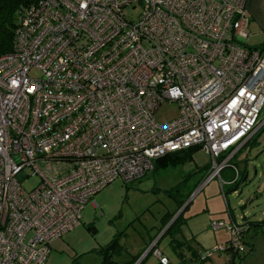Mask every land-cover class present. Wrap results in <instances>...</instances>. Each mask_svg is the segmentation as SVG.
I'll return each mask as SVG.
<instances>
[{
    "label": "built area",
    "instance_id": "1",
    "mask_svg": "<svg viewBox=\"0 0 264 264\" xmlns=\"http://www.w3.org/2000/svg\"><path fill=\"white\" fill-rule=\"evenodd\" d=\"M246 3L40 0L22 11L0 57V264H46L99 192L142 180L168 154L209 155L205 185L232 166L264 127V47L242 43ZM165 102L179 117L160 125ZM212 225L229 240L201 262L246 252L248 223ZM158 243L134 264H171Z\"/></svg>",
    "mask_w": 264,
    "mask_h": 264
},
{
    "label": "rangeland",
    "instance_id": "2",
    "mask_svg": "<svg viewBox=\"0 0 264 264\" xmlns=\"http://www.w3.org/2000/svg\"><path fill=\"white\" fill-rule=\"evenodd\" d=\"M139 13L140 9H136L130 14L136 18ZM31 77L38 79L40 75L33 72ZM178 115V105L165 102L161 104L154 117L158 124L166 125L177 119ZM261 121L264 123V110ZM258 139L264 144V130ZM261 151H254L252 160L248 163L249 183L240 193L239 180L237 195L226 192V198L223 189L220 188L219 178L204 184L210 175L208 167L210 168L211 158L202 151H195L192 161L187 164L166 171L160 168L142 180L131 183L114 181L85 205L80 227L53 243L46 264H101L103 259L101 251L115 239L122 247V252H118L121 254L114 255L117 264L119 261L130 260L131 250L134 254H141L140 258H142L148 250L144 248L143 239L148 238L149 231L151 236L156 234V230L151 228L158 226L168 212L175 214L174 218L182 215L184 219L181 225L182 236L188 239L196 238V246L201 249L212 246L215 237L219 243L224 240L223 244H225L230 234L226 230L216 233L212 224L218 222L219 217L228 219L227 202L232 210L239 213L240 201L246 203L251 198V194L254 196L258 193L261 194V205L264 204V177H261L264 176V153ZM239 161L240 156L237 161L240 171ZM256 172L259 178L255 177ZM38 182V178L30 177L24 181V188L30 192ZM224 188L227 191V185ZM253 203L249 212L260 205ZM252 236L247 238L248 242L252 241ZM161 239L158 246L160 251L173 263L177 262L178 256L173 251L171 236L166 235ZM215 247L210 248L214 250ZM249 247L250 245H247V252L250 250ZM257 247V256L252 258L251 254L246 252L236 256L234 264H264V241H259ZM218 255L226 257L227 263L221 261V264H232L231 256L227 253L217 254L214 259H217ZM143 264H157V260L150 256Z\"/></svg>",
    "mask_w": 264,
    "mask_h": 264
},
{
    "label": "crops",
    "instance_id": "3",
    "mask_svg": "<svg viewBox=\"0 0 264 264\" xmlns=\"http://www.w3.org/2000/svg\"><path fill=\"white\" fill-rule=\"evenodd\" d=\"M246 4H247V8L250 12L249 16H251V20H250V25L248 27L249 28L248 38L246 39V41H243L242 43H243V45H245L249 48L259 49V48L264 47V0H247ZM260 140L261 139H258V138H254V139L252 138L247 144H245L243 147H241V149H239L240 152L237 154V156L234 160L235 162L234 161L233 162L236 163V165H237L238 164L237 161H238V158L240 156V161H239L240 171H239V166L237 165L236 167L235 166L228 167L227 169L224 170V172L221 173L220 178H219L220 182H221L220 188L223 189V194H224L225 198L227 197L226 192L231 193L230 192L231 188H232V186H234L235 181L238 180L237 178H239V180H240V186H239L240 187V193H241L243 187L246 186L247 183H249V174H248V167L249 166H248V163H250L249 161L252 160V153L256 150H262L261 153H264V144L261 143ZM164 171H166V170H164ZM257 173L258 172L255 173V177L258 176L257 178H259V174H257ZM233 176H235V178H233ZM261 177L263 178L264 176H261ZM261 180H263V179H261ZM226 185L228 187L227 191L224 190L225 189L224 186H226ZM237 193H238V191L233 192L232 194L237 195ZM261 200H262L261 194L257 193L254 196L251 194V198L246 203L240 201V210H239L240 212L239 213L232 210L230 208L229 203L227 202L228 210L226 212L229 213L228 219L225 220L223 217H219V221H225V223H230V222H235L237 224H238V222L248 223L249 229H248L247 234H245V236H246L245 242L247 243V245H250L249 248L252 250V253H250L252 258L257 256L258 242L261 240L264 241V204L261 205V203H260ZM253 202H255V204L260 203V205L256 206V209L249 212L248 210H250V207L254 204ZM171 215L172 214H170V212L165 213L163 218L160 220L159 225L151 228V229L156 230V234L154 236H151L150 231L148 232V238L143 239L145 242V245H144L145 249L149 248V246L153 243V241H156L157 239L159 240V243H160V240H162L161 238H164L166 236L165 235L166 230L176 220V218H173L168 224L165 225L164 224L165 219L167 217H170ZM252 230L254 231V234H253ZM216 233H222V232L217 231ZM182 235H183V230H181V234L178 235L177 239L180 241H184V242H190L189 249L187 247L184 248L183 249L184 250L183 258H182L183 260L178 258L177 262H175V263H173L168 258V256H166L164 254V256H166L170 260L171 264H221V261H223V263L226 261V257L222 256V255H218V258L214 259V256L217 255V254H215L210 260H207L204 263L199 262L200 261L199 260L200 255L204 251L211 250L212 247H215L217 245L219 246L220 244H223L224 240L219 243L217 238L215 237V239H214L215 242L212 244V246H210L211 248L209 247V248L201 249L200 247L196 246V244H197L196 238L192 237L191 239H188V238H186V236H182ZM249 236H252L251 242L247 241V238ZM228 240L229 239H227L225 241L227 242ZM159 243H158V246H159ZM193 251H196L197 253L193 254L192 253ZM130 252L132 253V257L130 258V260H128L126 262H122V261L120 262L119 261L120 264H131V263L135 262L138 259V257L140 259L141 254L140 255L134 254V252H132V250ZM150 256H148V257H150ZM148 257L146 258V260L148 259ZM139 259L136 262H138ZM230 261H232V260H230ZM226 263H227V261H226Z\"/></svg>",
    "mask_w": 264,
    "mask_h": 264
},
{
    "label": "trees",
    "instance_id": "4",
    "mask_svg": "<svg viewBox=\"0 0 264 264\" xmlns=\"http://www.w3.org/2000/svg\"><path fill=\"white\" fill-rule=\"evenodd\" d=\"M39 1L40 0H0V57L7 55L13 51L12 49L14 47L15 39H16L15 32L18 28L19 19H20V15L22 11L31 5H35ZM263 130H264V127L259 131V133H257L252 138L253 139L258 138L260 133ZM195 151H201V150L199 148H192V149L185 150L182 152L168 154L165 157L155 162L154 171L159 170L160 168L162 170L174 169V168L182 166L183 164H187V162L192 161ZM236 156L233 158V161L235 160ZM233 161L231 162L232 164L231 167L233 166L236 167L237 165L236 163H234L235 161L234 162ZM208 169L210 168L208 167ZM237 179L238 180L235 181L234 186H232L231 188V191H230L231 193L238 191L237 185H239V178ZM183 205L184 203L180 205V208ZM174 216L175 214H172L170 217H167L165 219L164 224L165 225L168 224L174 218ZM183 223H184V219L182 218V215H179L176 218V220L172 223V225H170V227L165 232V235H169L171 236V239H173L172 244H171L174 249L173 251H175L178 258L181 260H183L182 259L183 252H184L183 249L186 247L189 249V245H190V242H184V241H180L177 239L178 235L181 234V229H182L181 225H183ZM245 244L247 247L246 242ZM121 250H122V247L119 244V241H116V239L112 240V242L109 245H107V247L104 248L100 253L102 254V257H103L101 264H117L116 260L114 259V255L116 253L121 254V253H118L119 251L122 252ZM246 252H247V248H246ZM192 253L196 254L197 252L193 251ZM250 253H252L251 249L248 250L246 254H250ZM234 259L235 258L231 259L232 264H234ZM136 261L131 264L136 263ZM199 262L204 263L201 261Z\"/></svg>",
    "mask_w": 264,
    "mask_h": 264
},
{
    "label": "water",
    "instance_id": "5",
    "mask_svg": "<svg viewBox=\"0 0 264 264\" xmlns=\"http://www.w3.org/2000/svg\"><path fill=\"white\" fill-rule=\"evenodd\" d=\"M145 260H146V259H145ZM141 263H142V262H141ZM141 263H140V264H141Z\"/></svg>",
    "mask_w": 264,
    "mask_h": 264
}]
</instances>
